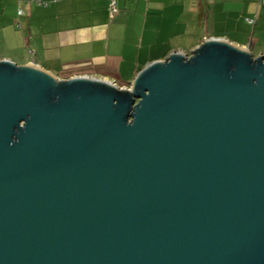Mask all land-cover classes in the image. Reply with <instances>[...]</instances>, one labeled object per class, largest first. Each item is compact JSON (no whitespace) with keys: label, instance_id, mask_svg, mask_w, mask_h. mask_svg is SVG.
Masks as SVG:
<instances>
[{"label":"water","instance_id":"water-1","mask_svg":"<svg viewBox=\"0 0 264 264\" xmlns=\"http://www.w3.org/2000/svg\"><path fill=\"white\" fill-rule=\"evenodd\" d=\"M0 264H264V54L127 88L0 60Z\"/></svg>","mask_w":264,"mask_h":264},{"label":"crops","instance_id":"crops-1","mask_svg":"<svg viewBox=\"0 0 264 264\" xmlns=\"http://www.w3.org/2000/svg\"><path fill=\"white\" fill-rule=\"evenodd\" d=\"M115 11L109 9L110 2ZM221 38L264 54L260 0H0V60L127 88L149 63Z\"/></svg>","mask_w":264,"mask_h":264},{"label":"built area","instance_id":"built-area-1","mask_svg":"<svg viewBox=\"0 0 264 264\" xmlns=\"http://www.w3.org/2000/svg\"><path fill=\"white\" fill-rule=\"evenodd\" d=\"M260 3L264 4V0H260ZM109 9L111 12L115 11V4L113 1L110 2Z\"/></svg>","mask_w":264,"mask_h":264}]
</instances>
